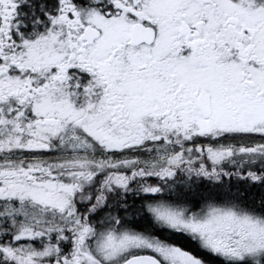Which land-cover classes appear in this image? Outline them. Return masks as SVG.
<instances>
[{
    "label": "snow or ice",
    "instance_id": "obj_1",
    "mask_svg": "<svg viewBox=\"0 0 264 264\" xmlns=\"http://www.w3.org/2000/svg\"><path fill=\"white\" fill-rule=\"evenodd\" d=\"M0 264H264V0H0Z\"/></svg>",
    "mask_w": 264,
    "mask_h": 264
}]
</instances>
